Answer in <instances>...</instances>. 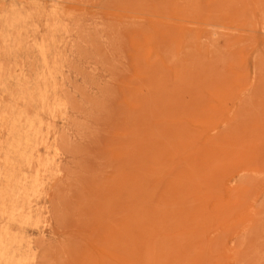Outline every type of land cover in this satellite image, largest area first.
I'll use <instances>...</instances> for the list:
<instances>
[{
  "label": "rangeland",
  "instance_id": "1",
  "mask_svg": "<svg viewBox=\"0 0 264 264\" xmlns=\"http://www.w3.org/2000/svg\"><path fill=\"white\" fill-rule=\"evenodd\" d=\"M0 264H264V0H0Z\"/></svg>",
  "mask_w": 264,
  "mask_h": 264
}]
</instances>
